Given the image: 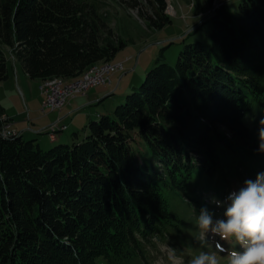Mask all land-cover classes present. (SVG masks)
<instances>
[{
	"label": "trees",
	"instance_id": "16d2710c",
	"mask_svg": "<svg viewBox=\"0 0 264 264\" xmlns=\"http://www.w3.org/2000/svg\"><path fill=\"white\" fill-rule=\"evenodd\" d=\"M132 1L149 30L172 23L167 0ZM191 1L188 35L210 21V44H185L175 64L160 55L84 137L48 148L0 134V264H150L152 240L184 236L212 196L264 171V0L209 14L214 0ZM103 3L0 0V82L7 52L33 80L113 61L136 40Z\"/></svg>",
	"mask_w": 264,
	"mask_h": 264
},
{
	"label": "rangeland",
	"instance_id": "374dc122",
	"mask_svg": "<svg viewBox=\"0 0 264 264\" xmlns=\"http://www.w3.org/2000/svg\"><path fill=\"white\" fill-rule=\"evenodd\" d=\"M103 1V4L115 14L116 20L119 21V19L125 17L124 14L128 15L127 21L130 28L129 30L134 33L136 42H130L126 47L117 52L113 61H123L125 63V71L118 72L117 74V71L111 73L110 77L113 75L111 77L113 84L107 83L106 85L102 84L94 87V90L101 89L106 91V93L102 95V98L108 94L111 95L108 96L104 102L99 104L98 101L91 102L92 100L90 98L88 99V97L81 99V97L78 96L73 100L75 104L71 107L75 108L70 110L60 121L57 120L59 121V126L55 124L56 127L66 125L68 127L67 130L56 132L55 135L57 136V140L55 142L50 141V144L47 146L48 148L59 143H70L76 135V132H78V137H84L86 135L84 128L88 125L90 120L98 119L100 114L111 111L117 104L123 102L126 97V92L129 91L128 89L133 85H137L138 87L142 83L147 72L154 67L160 55H163L167 63L175 64L185 44L197 40H202L208 45L210 44V38L208 36V32L211 28L210 21L199 27L197 32L188 35L190 30L193 32L197 24L201 21L200 17L194 15L193 3L191 0H167L168 7L166 11L171 15L172 23L167 24L163 29L153 30L146 28V23L140 17L142 9L140 6L137 7V5H133L134 1ZM225 1L231 9L236 10L242 0ZM214 3L215 7L219 5V3H216V0ZM122 27H124V24H122ZM128 35L132 34H126L124 37H128ZM7 57L10 72L13 76L11 80L0 83V100H3L7 105L9 114L11 117H15L18 114L23 115L24 113L27 116L29 114H44L45 112L42 111V102L36 111L32 110L30 106V98H43V96L41 97L42 93L39 88V81L25 77L26 85L20 81L17 82L13 68L16 66V68H20L21 71L23 69L17 61L12 59L9 52H7ZM42 82L45 81L42 80L41 83ZM87 93L88 91L86 94ZM65 104H67V102ZM76 107L78 109H76ZM58 112L59 111H53L52 113L58 114ZM40 136L50 140V135L48 133L41 134ZM242 182L243 181L236 182L230 187L229 191L238 188ZM197 235L198 231L197 228H195L190 232L184 233L182 237L169 235L166 238L157 237L152 240L150 242L152 245L149 248L150 264H189L190 254L200 250H208L201 249L195 239ZM232 246L231 243L225 244V247L231 248ZM209 249L215 250L211 243L209 244Z\"/></svg>",
	"mask_w": 264,
	"mask_h": 264
},
{
	"label": "clouds",
	"instance_id": "9594fccd",
	"mask_svg": "<svg viewBox=\"0 0 264 264\" xmlns=\"http://www.w3.org/2000/svg\"><path fill=\"white\" fill-rule=\"evenodd\" d=\"M255 151L264 154V118L259 120ZM210 203L212 207H200L195 218V239L208 250L190 254L189 264H264V171L245 179L223 199L212 196ZM226 243L233 246L225 247Z\"/></svg>",
	"mask_w": 264,
	"mask_h": 264
},
{
	"label": "crops",
	"instance_id": "0c3cea01",
	"mask_svg": "<svg viewBox=\"0 0 264 264\" xmlns=\"http://www.w3.org/2000/svg\"><path fill=\"white\" fill-rule=\"evenodd\" d=\"M201 17V16H198ZM200 20V19H199ZM12 57V56H11ZM12 59L14 61H17L20 66L22 67V71L20 70V68H16V66H14L13 68V72H14V76L15 79L18 81H20L21 83H23L24 85H26L25 82V77H28V74L26 73L23 64L12 57ZM8 67H9V62H8ZM12 74L10 72V68H9V78L6 81L11 80L12 78ZM30 79V78H29ZM39 81V85H40V80ZM4 81L0 82L3 83ZM105 90H101V89H97L94 90V87L88 90V93L86 95H82L79 96L81 97V99L88 97V99L90 98L93 101H99L100 99H102V95L106 93ZM35 93V92H33ZM109 95V94H108ZM108 95H106L105 97H107ZM42 97V94H41ZM103 97V98H105ZM41 99V100H39ZM35 98V99H31L30 98V106L31 109L36 111L42 102V98ZM76 98L72 99L69 101L68 104H66L63 109L61 110H56L59 111L58 114H54L52 113L53 111H47L44 114H34V115H26L25 113L22 114H18L15 117H11V115L8 112L7 109V105L3 102V100H0V104L5 108V117L11 119L12 122V128L16 129L18 131V133L22 134L25 138H35L38 139V142L43 146V147H47L51 142H55L57 140V136L55 135V140H52L50 138V140H47L46 138L41 137V134L47 133V130L50 126H53V124H56L57 126H59L58 122L62 119V117L66 116V114H68V112H70V110H73V108L75 107H71L75 104V102L73 100H75ZM36 105V106H33ZM70 106V107H69ZM68 107V108H66ZM76 109H78L76 107ZM75 109V110H76ZM30 111V110H29ZM43 113V112H42ZM59 120V121H57Z\"/></svg>",
	"mask_w": 264,
	"mask_h": 264
},
{
	"label": "built area",
	"instance_id": "2783aa9c",
	"mask_svg": "<svg viewBox=\"0 0 264 264\" xmlns=\"http://www.w3.org/2000/svg\"><path fill=\"white\" fill-rule=\"evenodd\" d=\"M216 3H219V0H217ZM123 70L124 64L117 68V72H121ZM102 81H106V72H104L101 76H94L89 82L81 84L80 86L71 85L70 88H63V90L40 89L43 95L42 111L58 110L60 104H65V102H68L70 99L81 95V91L84 89H90L92 87L102 85ZM66 128L67 127L64 126L61 127V129ZM50 129L52 132H55L56 128L55 126H51ZM14 133L15 131L12 130L11 123L8 121H2L0 125V134L3 136H10Z\"/></svg>",
	"mask_w": 264,
	"mask_h": 264
},
{
	"label": "bare ground",
	"instance_id": "6f19581e",
	"mask_svg": "<svg viewBox=\"0 0 264 264\" xmlns=\"http://www.w3.org/2000/svg\"><path fill=\"white\" fill-rule=\"evenodd\" d=\"M217 1V0H216ZM216 8V7H215ZM215 10V9H214ZM123 62H100L97 64H94L92 66H90L86 72L83 74V76L74 81H66L65 78H50L44 80L45 82H42L40 84V89H55V90H63V88H70L71 85L72 86H80L81 84H84L86 82H89L94 76H101L103 75L104 72H106V81H102V84H107V83H111L112 79L111 73L112 72H116L117 68L120 67V65H123ZM117 73V72H116ZM89 89H84L83 91H81V94L84 95L86 94V92ZM66 103V102H65ZM65 106V104H60L59 105V109L63 108ZM64 127H66L64 125ZM51 137L54 138L53 133L51 134Z\"/></svg>",
	"mask_w": 264,
	"mask_h": 264
}]
</instances>
